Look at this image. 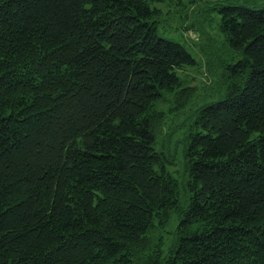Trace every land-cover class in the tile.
Here are the masks:
<instances>
[{
    "label": "trees",
    "instance_id": "1",
    "mask_svg": "<svg viewBox=\"0 0 264 264\" xmlns=\"http://www.w3.org/2000/svg\"><path fill=\"white\" fill-rule=\"evenodd\" d=\"M162 1L0 0V264H264V0L211 6L224 96L180 173L158 105L189 104L196 60Z\"/></svg>",
    "mask_w": 264,
    "mask_h": 264
},
{
    "label": "rangeland",
    "instance_id": "2",
    "mask_svg": "<svg viewBox=\"0 0 264 264\" xmlns=\"http://www.w3.org/2000/svg\"><path fill=\"white\" fill-rule=\"evenodd\" d=\"M220 1L234 3L244 0H163L153 4L159 9L157 15L158 34L183 42L196 60L195 66L178 70L183 84L196 89L189 104L175 107L176 103L169 101L158 105V108L164 112L163 128H161V134H158V144L166 150L171 149L176 152V163L173 165V169H177L179 173L182 172V150L173 148V145L175 140L180 141L183 138L188 124L192 120V108L224 96L221 77L215 73L210 74L212 75L210 84L204 76V58L209 54L208 50H204L207 43L219 56L216 58L217 60L215 59L216 62L223 57L226 47L223 44V34L219 30L220 14L211 8L213 4L216 5ZM245 1L254 2V0ZM207 88L208 90L204 92ZM179 173L175 174L180 178L182 174L180 176Z\"/></svg>",
    "mask_w": 264,
    "mask_h": 264
}]
</instances>
